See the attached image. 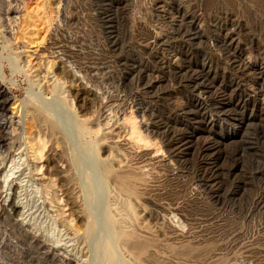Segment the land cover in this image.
<instances>
[{
  "label": "rangeland",
  "instance_id": "obj_1",
  "mask_svg": "<svg viewBox=\"0 0 264 264\" xmlns=\"http://www.w3.org/2000/svg\"><path fill=\"white\" fill-rule=\"evenodd\" d=\"M0 81V264H264V0H0Z\"/></svg>",
  "mask_w": 264,
  "mask_h": 264
},
{
  "label": "bare ground",
  "instance_id": "obj_2",
  "mask_svg": "<svg viewBox=\"0 0 264 264\" xmlns=\"http://www.w3.org/2000/svg\"><path fill=\"white\" fill-rule=\"evenodd\" d=\"M2 80V79H1ZM202 83V82H201ZM198 85V84H196ZM206 86V85H205ZM6 92V89L3 85V82L0 81V96L5 94ZM197 92H200L199 94L202 95V92H203V89L202 88H198L197 89ZM215 93V92H214ZM211 94V93H210ZM216 94V93H215ZM218 94V93H217ZM262 94V93H261ZM204 95V94H203ZM215 96V95H214ZM199 100V99H198ZM202 104V103H201ZM49 116V115H48ZM54 124V123H53ZM18 170V169H17ZM106 170V169H105ZM107 171V170H106ZM10 172V171H9ZM107 173V172H106ZM117 183V182H116ZM120 185V184H119ZM211 185V184H210ZM36 189V188H35ZM35 192V191H34ZM212 192V191H211ZM40 193V192H38ZM32 198V197H31ZM12 209V208H11ZM8 210V209H7ZM8 214V213H7ZM87 214V213H86ZM88 215V214H87ZM90 216V214H89ZM89 218V217H88ZM35 221L36 223L34 222V226L35 224L37 225L36 228L37 230H39V232H43L47 235V238H48V241L57 245V244H60L62 242H64L65 240H63L62 236L60 235V233L57 231V226L55 224V222L53 220H50L51 222H49L48 219H46L43 215H40L38 214L37 216L35 215ZM95 225V224H94ZM93 225L92 224H88V229H87V235L88 234H91L92 231H93ZM59 229V228H58ZM95 229L96 226H95ZM119 231V229H117ZM86 232V231H85ZM117 232V231H116ZM116 234H119L118 232ZM120 235V234H119ZM126 238V236H125ZM86 239V238H84ZM119 240V236L117 238ZM125 240V239H124ZM139 246V245H137ZM142 246V245H141ZM140 247H138L139 249ZM140 251V249H139ZM143 251V250H142ZM148 255V254H147ZM144 258V257H143Z\"/></svg>",
  "mask_w": 264,
  "mask_h": 264
}]
</instances>
